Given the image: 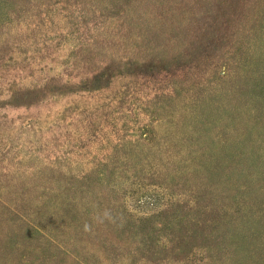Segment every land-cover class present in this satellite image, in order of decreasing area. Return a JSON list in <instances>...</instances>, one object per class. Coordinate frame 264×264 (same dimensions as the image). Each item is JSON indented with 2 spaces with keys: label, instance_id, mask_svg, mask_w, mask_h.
<instances>
[{
  "label": "rangeland",
  "instance_id": "rangeland-1",
  "mask_svg": "<svg viewBox=\"0 0 264 264\" xmlns=\"http://www.w3.org/2000/svg\"><path fill=\"white\" fill-rule=\"evenodd\" d=\"M0 264H264V0H0Z\"/></svg>",
  "mask_w": 264,
  "mask_h": 264
},
{
  "label": "clouds",
  "instance_id": "clouds-1",
  "mask_svg": "<svg viewBox=\"0 0 264 264\" xmlns=\"http://www.w3.org/2000/svg\"><path fill=\"white\" fill-rule=\"evenodd\" d=\"M117 215H114L113 212L109 209H105L101 215H97L95 220L97 223H104L105 221L110 223H115L117 220ZM84 231L89 232L91 231V225L88 223L84 224Z\"/></svg>",
  "mask_w": 264,
  "mask_h": 264
}]
</instances>
